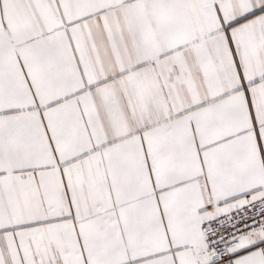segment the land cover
Masks as SVG:
<instances>
[{
  "label": "snow or ice",
  "instance_id": "6c2138e0",
  "mask_svg": "<svg viewBox=\"0 0 264 264\" xmlns=\"http://www.w3.org/2000/svg\"><path fill=\"white\" fill-rule=\"evenodd\" d=\"M0 264H264V0H0Z\"/></svg>",
  "mask_w": 264,
  "mask_h": 264
}]
</instances>
